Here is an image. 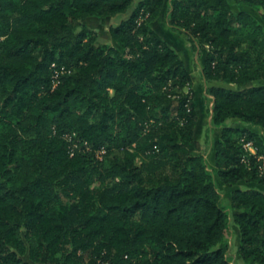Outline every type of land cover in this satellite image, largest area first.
<instances>
[{
	"label": "trees",
	"instance_id": "16d2710c",
	"mask_svg": "<svg viewBox=\"0 0 264 264\" xmlns=\"http://www.w3.org/2000/svg\"><path fill=\"white\" fill-rule=\"evenodd\" d=\"M233 1L264 20V0ZM165 10L205 47L204 80L234 85L207 89L215 170L191 71L153 26ZM87 17L119 18L117 46L97 45ZM53 64L66 69L55 88ZM253 127L264 24L230 0H0V264H232L231 220L244 263L264 264V189L235 187L264 186ZM214 173L235 187L228 205Z\"/></svg>",
	"mask_w": 264,
	"mask_h": 264
},
{
	"label": "rangeland",
	"instance_id": "374dc122",
	"mask_svg": "<svg viewBox=\"0 0 264 264\" xmlns=\"http://www.w3.org/2000/svg\"><path fill=\"white\" fill-rule=\"evenodd\" d=\"M245 5V4H244ZM232 8L234 11H237V5L232 3ZM249 11L252 12L253 16L262 24H264V20L261 17L260 11L251 7H248ZM159 18V17H158ZM157 20V19H156ZM119 21L117 17H108V18H100V17H87L80 19V22L86 27L89 32H92L96 40V44L102 47L109 46H117V43L111 38L109 33V26L111 24H116ZM153 25L160 29L163 32V25L159 23V21H154ZM164 33V32H163ZM169 39V36H165ZM175 45L180 49V55L186 61L189 69L194 74V81H192L191 89L194 93V100L198 110V122L196 126V138L201 142L203 147V152L206 155L208 166L211 170H215V163L212 158L213 146L215 141L220 136V130L216 129L212 123V97L208 94L207 89L212 84H220L226 87L234 88L233 84H228L225 82H205L202 79L197 77V69L199 62L204 60V56L206 53L205 47L197 41L198 48L196 50L193 49V52H187L183 45L186 44V40L178 37L176 39ZM191 44V43H190ZM227 124L242 126L243 123L238 119H230L227 121ZM250 126V125H249ZM256 131L260 132V134L264 137V130L259 128H254ZM102 158V155L100 154ZM214 179L216 182V186L218 191L220 192L223 200L226 204H230L231 202V192L235 187H259L264 189V186H260L256 183H245L241 182L235 187H227L225 186L217 173H214ZM227 241L230 245L228 251V257L231 260L232 264H245L242 260L238 248H239V234H238V226L232 220L230 221L229 229L226 234Z\"/></svg>",
	"mask_w": 264,
	"mask_h": 264
},
{
	"label": "crops",
	"instance_id": "0c3cea01",
	"mask_svg": "<svg viewBox=\"0 0 264 264\" xmlns=\"http://www.w3.org/2000/svg\"><path fill=\"white\" fill-rule=\"evenodd\" d=\"M168 1V3L170 4V2H171V0H167ZM231 1V3H233L234 1L233 0H230ZM235 3V2H234ZM235 5H237V9L238 10H248L249 8H248V6L247 5H244L243 3H235ZM249 11V10H248ZM155 21H159V23L161 24V25H163V32L160 30V29H158L157 27H155L154 25V28H155V30L169 43V44H171L174 48H176V50L178 51V53L180 54V49H179V47H177V45H175V43H173V41L175 42L176 41V39L178 38V37H180V38H183V39H185L186 40V44H184L183 45V48L188 52H193V49H192V47H191V44H190V42L188 41V39H187V36L185 35V34H181V33H178L176 30H174L170 25H169V23L167 22V14H166V10L163 12V14H161V16L157 19V20H155ZM118 22V21H117ZM165 36H169L168 38L169 39H167V37H165ZM181 56V55H180ZM182 57V56H181ZM183 58V57H182ZM185 61V60H184ZM185 63H186V61H185ZM186 65H187V63H186ZM187 67H188V65H187ZM189 68V67H188ZM202 68H203V61L202 62H199V64H198V69H197V77L198 78H200V79H202L203 81H205L204 80V78H203V75H202ZM190 71H191V69H189ZM191 74H192V80L194 81V74H193V72L191 71ZM206 82V81H205ZM209 83V82H208ZM212 158H213V160H214V154L212 153Z\"/></svg>",
	"mask_w": 264,
	"mask_h": 264
},
{
	"label": "built area",
	"instance_id": "2783aa9c",
	"mask_svg": "<svg viewBox=\"0 0 264 264\" xmlns=\"http://www.w3.org/2000/svg\"><path fill=\"white\" fill-rule=\"evenodd\" d=\"M52 66L54 68V72H53V88H55V87H57L60 84L61 77H62L63 74L66 73V69L64 67H60L59 68L55 64H53ZM67 137H68L69 141L72 140L71 136H67ZM77 145H78L77 143H73V146L71 148V154L72 155L74 154V148L77 147ZM245 147L247 149H249L250 151L255 152V149L253 148L251 143L245 144ZM103 153H104V150L98 152V157L101 158L100 154L102 155ZM261 158L263 159V167L262 168H263V171H264V157H261Z\"/></svg>",
	"mask_w": 264,
	"mask_h": 264
}]
</instances>
